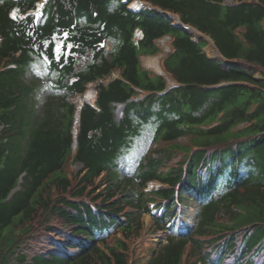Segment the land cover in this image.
Returning <instances> with one entry per match:
<instances>
[{
    "label": "trees",
    "instance_id": "16d2710c",
    "mask_svg": "<svg viewBox=\"0 0 264 264\" xmlns=\"http://www.w3.org/2000/svg\"><path fill=\"white\" fill-rule=\"evenodd\" d=\"M36 1L0 2V264H264V0H147L210 36L232 63L208 60L203 40L157 11L49 0L36 24ZM167 33L175 48L165 68L180 86L159 95L163 80L142 68L138 48L151 52ZM223 80L234 84L207 88ZM90 83L96 108L81 111L73 157L84 168L68 176L66 97ZM241 121L248 126L233 131ZM184 135L195 150L176 143ZM151 180L164 185L148 193ZM155 199L152 229L167 243L141 258L134 239ZM119 232L125 241L108 246Z\"/></svg>",
    "mask_w": 264,
    "mask_h": 264
},
{
    "label": "rangeland",
    "instance_id": "374dc122",
    "mask_svg": "<svg viewBox=\"0 0 264 264\" xmlns=\"http://www.w3.org/2000/svg\"><path fill=\"white\" fill-rule=\"evenodd\" d=\"M164 43V51L165 52H168L169 51V47L166 45L167 44V39H164L162 41ZM108 49H110V44L108 43ZM144 64L145 66H148V60L146 59H143ZM40 96L42 97H46L47 96V92L45 91H41L40 92ZM186 139V138H185ZM184 139V142H186V140ZM68 169H73V170H78L79 166L76 165V164H68ZM159 184L158 183H155V184H150L149 188H152L153 186L157 187ZM193 208H190L188 209V212H189V215L187 216L186 220L187 221H190L192 223L193 219H194V214H195V210H194V206L191 205ZM143 219H144V227L143 229L141 230V234L138 238H135L134 240L136 239H140L141 242L138 240V245L140 247V253H141V258H149L151 255H144L145 252L147 250H149L151 247H154V248H157L158 247V243H161V244H166L167 241V235L165 232H161L160 234H155L153 232V229H152V221L150 220V217L149 216H143ZM143 253V255H142ZM209 264V263H208Z\"/></svg>",
    "mask_w": 264,
    "mask_h": 264
},
{
    "label": "bare ground",
    "instance_id": "6f19581e",
    "mask_svg": "<svg viewBox=\"0 0 264 264\" xmlns=\"http://www.w3.org/2000/svg\"><path fill=\"white\" fill-rule=\"evenodd\" d=\"M149 63L155 67L156 69H159V66H158V60L157 59H153V60H149Z\"/></svg>",
    "mask_w": 264,
    "mask_h": 264
},
{
    "label": "snow or ice",
    "instance_id": "6c2138e0",
    "mask_svg": "<svg viewBox=\"0 0 264 264\" xmlns=\"http://www.w3.org/2000/svg\"><path fill=\"white\" fill-rule=\"evenodd\" d=\"M0 2H2V0H0ZM13 15L15 16V13Z\"/></svg>",
    "mask_w": 264,
    "mask_h": 264
}]
</instances>
